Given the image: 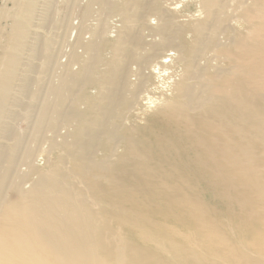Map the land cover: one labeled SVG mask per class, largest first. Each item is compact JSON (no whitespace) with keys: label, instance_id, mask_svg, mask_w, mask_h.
I'll return each mask as SVG.
<instances>
[{"label":"bare ground","instance_id":"obj_1","mask_svg":"<svg viewBox=\"0 0 264 264\" xmlns=\"http://www.w3.org/2000/svg\"><path fill=\"white\" fill-rule=\"evenodd\" d=\"M9 1L0 264H264V0Z\"/></svg>","mask_w":264,"mask_h":264},{"label":"rangeland","instance_id":"obj_2","mask_svg":"<svg viewBox=\"0 0 264 264\" xmlns=\"http://www.w3.org/2000/svg\"><path fill=\"white\" fill-rule=\"evenodd\" d=\"M53 1L56 3L55 4L56 7H63L64 2L62 0H53ZM200 1L201 0H165L164 5H165V8L167 9L166 14L174 18V21L177 26L178 25L183 26V25H188L192 22H198L202 18V15L200 13V8H199ZM12 5L13 4L9 0H0V27H6V23L4 22L2 14L4 13L5 10L12 9ZM109 20H110L109 21L110 22V25H109L110 34H108V36L110 39H112L115 36L116 34L115 32L117 31V29L121 27V23L118 17L111 16L109 17ZM111 20H114V21H111ZM50 28H47L48 31L50 30ZM186 37L189 38L188 35ZM171 54H173V52L171 51L168 52V55H171ZM165 94H168V92H166Z\"/></svg>","mask_w":264,"mask_h":264}]
</instances>
